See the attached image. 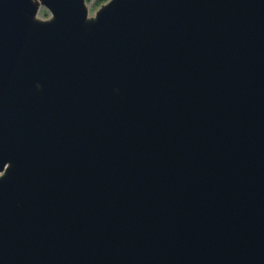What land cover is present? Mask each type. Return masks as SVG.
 I'll list each match as a JSON object with an SVG mask.
<instances>
[{
  "label": "water",
  "instance_id": "95a60500",
  "mask_svg": "<svg viewBox=\"0 0 264 264\" xmlns=\"http://www.w3.org/2000/svg\"><path fill=\"white\" fill-rule=\"evenodd\" d=\"M0 264H264V0H0Z\"/></svg>",
  "mask_w": 264,
  "mask_h": 264
},
{
  "label": "rangeland",
  "instance_id": "374dc122",
  "mask_svg": "<svg viewBox=\"0 0 264 264\" xmlns=\"http://www.w3.org/2000/svg\"><path fill=\"white\" fill-rule=\"evenodd\" d=\"M108 0H105L101 3H99V0H86V6L88 9V15L89 16H93L94 13L98 10V8L105 4ZM38 18L40 20H47L50 18V13L48 12V10L44 7H40L39 11H38Z\"/></svg>",
  "mask_w": 264,
  "mask_h": 264
},
{
  "label": "trees",
  "instance_id": "16d2710c",
  "mask_svg": "<svg viewBox=\"0 0 264 264\" xmlns=\"http://www.w3.org/2000/svg\"><path fill=\"white\" fill-rule=\"evenodd\" d=\"M103 1H105V0H99V3L103 2Z\"/></svg>",
  "mask_w": 264,
  "mask_h": 264
}]
</instances>
